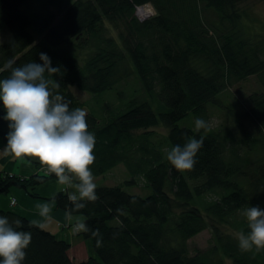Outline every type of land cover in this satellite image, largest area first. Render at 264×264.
I'll use <instances>...</instances> for the list:
<instances>
[{
  "label": "trees",
  "instance_id": "16d2710c",
  "mask_svg": "<svg viewBox=\"0 0 264 264\" xmlns=\"http://www.w3.org/2000/svg\"><path fill=\"white\" fill-rule=\"evenodd\" d=\"M247 1L0 0V32L11 35L0 42V79L10 75L3 70L8 59L15 58L17 66L42 64L40 54L45 53L60 68L49 77L61 86L53 91L71 109H86L72 87L98 95L138 78L147 97L122 105L107 121L88 111L86 119L96 140L93 176L124 164L133 177L126 185L142 178L150 194L97 186V201H81L86 206L72 217L99 229L102 243L98 247L96 237L74 232L71 224L93 248L94 255L80 263L70 259L69 242L0 210L10 223L22 221L17 230L31 232L22 264H264V249L242 250L236 238L237 232L249 231L244 209L264 210V31L249 19ZM148 4L154 15L141 21L136 8ZM84 52L87 56L81 59ZM252 76L258 77L262 90L250 95L249 109L240 112L218 104L232 85ZM211 107L233 118L234 128L179 126L191 114L207 121ZM5 115L0 105V137L6 147ZM159 126L168 134L156 142L159 136L150 129ZM190 137H202L204 143L193 169L179 171L168 162L167 152L183 147ZM20 159L34 166L36 174L0 172V196L20 189L40 198L34 191L57 181L56 176L36 158ZM69 189L49 200L64 211L71 209L69 195L78 192ZM16 203L13 197L11 205ZM205 230H211L213 246L191 254L189 239Z\"/></svg>",
  "mask_w": 264,
  "mask_h": 264
},
{
  "label": "clouds",
  "instance_id": "9594fccd",
  "mask_svg": "<svg viewBox=\"0 0 264 264\" xmlns=\"http://www.w3.org/2000/svg\"><path fill=\"white\" fill-rule=\"evenodd\" d=\"M42 64L27 62L17 66L15 58L4 64L3 70H9L7 78L0 79V105L8 121L9 132L3 155L14 158L32 157L40 161L49 173L56 176L61 185L72 186L74 180L78 195H69L71 209H66V218L71 220L73 211L86 205L81 201L95 202L97 185L91 171L95 162V136L88 130L87 110L70 108V102L59 94L60 83L49 77L60 73L59 67H53L45 53L40 54ZM47 74V76H46ZM197 130H207L209 122L202 118L195 121ZM203 138L190 137L181 147L176 145L167 152L168 162L179 171H190L196 164V156L203 146ZM41 217L51 219L49 203L37 205ZM120 213L121 210L117 209ZM248 229L236 233L242 250L264 249V210L259 206L244 209ZM44 225L41 224V227ZM20 219L9 222L0 216V264H22L26 249L30 245L31 232L20 231ZM74 232L90 233L96 237L97 246H101L99 229H91L84 219L77 218Z\"/></svg>",
  "mask_w": 264,
  "mask_h": 264
},
{
  "label": "rangeland",
  "instance_id": "374dc122",
  "mask_svg": "<svg viewBox=\"0 0 264 264\" xmlns=\"http://www.w3.org/2000/svg\"><path fill=\"white\" fill-rule=\"evenodd\" d=\"M50 7H52V11L55 12L58 11V8L56 6L51 5ZM244 7L247 9V14L249 19H255V21L258 23V28L264 31V1L248 0L245 3ZM111 32L113 34L114 33L116 34V31H113V29L110 28L109 33ZM10 38L11 35L8 31L0 32V42L2 41L6 42L10 40ZM87 53L86 52L82 53L81 59L86 57ZM261 90L262 87L258 77L252 76L245 81H240L232 85L229 90H227L224 94L220 96L218 104L222 108H224L225 106H230L232 108H235L237 111L242 112L245 109H249L250 95L253 94L254 92H258ZM71 92L76 96V98L80 102L85 103L86 110L88 112H93L96 115H98L102 122L107 121L112 114L120 113L123 110L122 105L130 102L132 103L140 102V101L142 102L145 100V98H147L146 93H144L143 87L138 78L137 79L129 78L127 79L126 83L124 81H121L114 90L104 92L98 95L83 92L76 87H72ZM153 107L156 110L157 104L154 103ZM217 109L218 108L211 107L208 111L209 116L208 119L207 118L206 119L207 122H209L210 124L209 128L219 129L228 126V128L233 129L234 128L232 127V125L234 126L233 118L227 116V113L224 110H217ZM198 118L199 117H196L195 115L191 114L187 119L179 122V126L181 127L189 126L192 128H196L195 121ZM245 122L248 123L247 121ZM246 125L250 126V123ZM150 130L155 131L159 136L157 137L156 135L157 137L155 139L156 142H161L168 134V129L162 126L151 128ZM0 146L2 147L1 149L5 148L4 142L1 137H0ZM3 157L4 155H0V170H5V169H1L4 168L5 166V162L2 161ZM22 162L25 163L27 161L23 160ZM0 172L8 173L6 170ZM94 177L97 186H107V187L122 186L126 192L133 195L147 196L148 194H150V192L146 189V182L142 178L139 177L136 178L137 182L135 185H131V186L126 185V183L130 182L133 179V177L124 164L117 165L116 167L108 171L105 175L94 176ZM76 182L77 181L73 182L72 185L73 190H75L74 188ZM63 186L65 185H60V188H64ZM66 186L69 187L68 185ZM37 189L34 191V193H36ZM62 191L68 193L70 192V189L68 191L67 190H62ZM77 218L80 217H75V218L72 217V220L76 222ZM75 222H72V224L74 225ZM64 228H66L69 231H72V225L70 224H67L66 227ZM230 228L231 226H229V231H232ZM72 233L74 232L72 231ZM78 236L74 235V237H78ZM213 243L214 242H213L211 230H205L197 234L193 238L189 239L188 247L190 249L191 254H196L198 251H204L210 249L213 246ZM83 255L84 253L82 247L77 249L76 254L70 253L69 250V257L75 263L86 261L84 258H82ZM227 264H232V262L227 261Z\"/></svg>",
  "mask_w": 264,
  "mask_h": 264
},
{
  "label": "crops",
  "instance_id": "0c3cea01",
  "mask_svg": "<svg viewBox=\"0 0 264 264\" xmlns=\"http://www.w3.org/2000/svg\"><path fill=\"white\" fill-rule=\"evenodd\" d=\"M1 148L2 147L0 146V155H3V149ZM21 160L22 159L20 158H14L12 155H4L2 161L5 162V166L1 169H5L10 174H18L19 176L23 177H30L31 175L36 174L37 169L34 166L27 162L23 163V160ZM60 185L61 184H59L58 181H50L41 186L36 191V194L40 198L30 197L20 189H12L9 195L0 196V210L12 211L22 217L27 218L38 226L43 224L44 226L42 228L54 234L60 240H65L70 243V253L76 254L77 249L82 247L83 253L85 255H83L82 258L87 260L94 255L91 242L89 240H83L81 236H78V234L72 233V231L64 228L67 224H72V219H67L65 211L58 208L55 202L49 200L64 189L60 188ZM13 197L17 200V203L14 206L11 205V200ZM45 202L49 203L50 205L51 211L49 215L51 216V219L41 217L39 214L37 205ZM74 235H77L78 237H74Z\"/></svg>",
  "mask_w": 264,
  "mask_h": 264
},
{
  "label": "built area",
  "instance_id": "2783aa9c",
  "mask_svg": "<svg viewBox=\"0 0 264 264\" xmlns=\"http://www.w3.org/2000/svg\"><path fill=\"white\" fill-rule=\"evenodd\" d=\"M144 6V5H143ZM148 9H146L144 11V13H142V15H139V11L141 10L142 6H139L137 9H136V16L141 20V21H144V20H147L145 18V14L148 12L151 14V17L154 15V8L151 6V5H147ZM66 190V189H64ZM68 190V189H67Z\"/></svg>",
  "mask_w": 264,
  "mask_h": 264
},
{
  "label": "bare ground",
  "instance_id": "6f19581e",
  "mask_svg": "<svg viewBox=\"0 0 264 264\" xmlns=\"http://www.w3.org/2000/svg\"><path fill=\"white\" fill-rule=\"evenodd\" d=\"M146 9H148L147 5L142 6L141 10L139 11V15H142V13H144V11H145ZM64 189L67 190L68 187L65 185V186H64Z\"/></svg>",
  "mask_w": 264,
  "mask_h": 264
},
{
  "label": "water",
  "instance_id": "95a60500",
  "mask_svg": "<svg viewBox=\"0 0 264 264\" xmlns=\"http://www.w3.org/2000/svg\"><path fill=\"white\" fill-rule=\"evenodd\" d=\"M150 17H151V14L147 12V13L145 14V18L148 19V18H150Z\"/></svg>",
  "mask_w": 264,
  "mask_h": 264
}]
</instances>
